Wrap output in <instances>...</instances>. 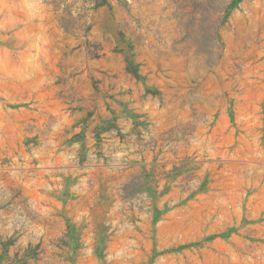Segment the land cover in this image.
I'll return each instance as SVG.
<instances>
[{"label": "rangeland", "instance_id": "1", "mask_svg": "<svg viewBox=\"0 0 264 264\" xmlns=\"http://www.w3.org/2000/svg\"><path fill=\"white\" fill-rule=\"evenodd\" d=\"M0 264H264V0H0Z\"/></svg>", "mask_w": 264, "mask_h": 264}]
</instances>
